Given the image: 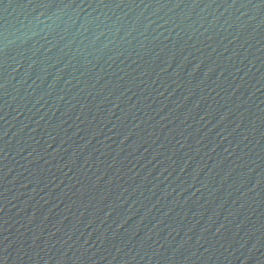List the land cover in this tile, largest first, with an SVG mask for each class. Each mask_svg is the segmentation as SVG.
Returning a JSON list of instances; mask_svg holds the SVG:
<instances>
[{"label":"water","instance_id":"obj_1","mask_svg":"<svg viewBox=\"0 0 264 264\" xmlns=\"http://www.w3.org/2000/svg\"><path fill=\"white\" fill-rule=\"evenodd\" d=\"M0 264H264L261 0H0Z\"/></svg>","mask_w":264,"mask_h":264},{"label":"snow or ice","instance_id":"obj_2","mask_svg":"<svg viewBox=\"0 0 264 264\" xmlns=\"http://www.w3.org/2000/svg\"><path fill=\"white\" fill-rule=\"evenodd\" d=\"M249 2H250V0H249ZM261 5H264V0H261Z\"/></svg>","mask_w":264,"mask_h":264}]
</instances>
